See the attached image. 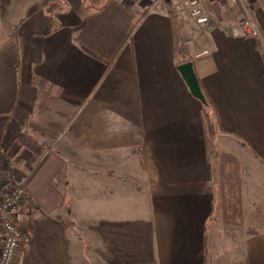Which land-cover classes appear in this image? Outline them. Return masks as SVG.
Segmentation results:
<instances>
[{"label":"crops","instance_id":"1","mask_svg":"<svg viewBox=\"0 0 264 264\" xmlns=\"http://www.w3.org/2000/svg\"><path fill=\"white\" fill-rule=\"evenodd\" d=\"M47 1L0 33V180L33 205L17 264H264V0L262 40L164 3ZM232 154L256 177L229 201Z\"/></svg>","mask_w":264,"mask_h":264},{"label":"built area","instance_id":"2","mask_svg":"<svg viewBox=\"0 0 264 264\" xmlns=\"http://www.w3.org/2000/svg\"><path fill=\"white\" fill-rule=\"evenodd\" d=\"M142 3L147 12L153 11L158 3H164L180 16L193 19L197 25L209 22L205 7L213 0H132ZM243 17L232 23L230 30L236 37L263 39V32L254 15L253 0H229ZM0 182V264H17L21 249L31 242L23 228V206L27 192L22 184Z\"/></svg>","mask_w":264,"mask_h":264},{"label":"rangeland","instance_id":"3","mask_svg":"<svg viewBox=\"0 0 264 264\" xmlns=\"http://www.w3.org/2000/svg\"><path fill=\"white\" fill-rule=\"evenodd\" d=\"M45 1L46 0H0V17H1L0 18V33L3 32L4 35L11 33V35L14 36L18 28L17 24L19 23L20 20L25 18L26 15L30 11L37 9V8H42V7L46 9L49 4L56 3L54 1H51V2L47 1L48 3L44 4ZM205 14L209 18V22L206 26H199L193 19L186 17V16H182L183 18L182 20L189 22L194 26L196 25V27H199L200 30L202 29L206 30L209 27H215L217 26L218 23L219 24L223 23L222 26L224 25V27H228L229 30H231L232 23L243 17V14L239 11V9L236 8L229 0H213L211 3L206 5ZM205 30H203L202 32H206ZM187 40L188 39L184 40V43ZM189 42H191V40ZM219 147H217V149ZM217 149L215 150V152H217L218 155H220V152H219L220 150L219 149L217 150ZM232 155H229L231 158L228 159L227 163L232 162L231 165H234V166L230 165L229 169H227V172L229 173H226L230 175L231 179L226 178L225 180V178H222L221 187H219L221 191L220 193L222 195L225 194L227 200L229 201L231 198H234L237 195L236 194L237 188L235 185L236 183L233 182L235 180V177H237V171L239 170L243 171L244 175L247 177V180H253V177L254 178L256 177L251 172L253 167H252V164L249 163V159H247V156L244 157L242 154L240 156H234V155L232 156ZM220 160L221 158H219V162ZM221 164H222L223 172H224L225 166H223L224 163L222 161H221ZM262 172L260 173L262 177L261 180H264V175L262 174ZM218 176L219 174H217V177ZM224 180L227 181V183L225 182L224 184ZM1 181L2 180H0V182ZM218 183L220 186V182ZM25 211L27 213L28 210L23 209V214L25 213Z\"/></svg>","mask_w":264,"mask_h":264},{"label":"water","instance_id":"4","mask_svg":"<svg viewBox=\"0 0 264 264\" xmlns=\"http://www.w3.org/2000/svg\"><path fill=\"white\" fill-rule=\"evenodd\" d=\"M178 69L181 72L185 81L187 82L192 94L205 104L207 102L206 97L203 93L200 81L196 74L193 61L181 63L178 66Z\"/></svg>","mask_w":264,"mask_h":264},{"label":"trees","instance_id":"5","mask_svg":"<svg viewBox=\"0 0 264 264\" xmlns=\"http://www.w3.org/2000/svg\"><path fill=\"white\" fill-rule=\"evenodd\" d=\"M92 4H86L85 7H90ZM103 6V5H102ZM99 6V7H102ZM56 7V3L54 4H49L46 8L47 12L52 13ZM204 115L207 120V127H208V132L211 137L215 135V122L211 119V109L210 105L208 104V101L205 103V108H204ZM29 201V205L32 207V202L30 201V198H27V202Z\"/></svg>","mask_w":264,"mask_h":264}]
</instances>
